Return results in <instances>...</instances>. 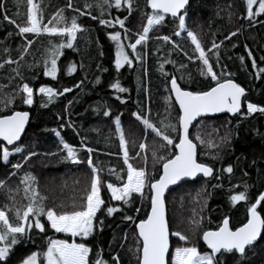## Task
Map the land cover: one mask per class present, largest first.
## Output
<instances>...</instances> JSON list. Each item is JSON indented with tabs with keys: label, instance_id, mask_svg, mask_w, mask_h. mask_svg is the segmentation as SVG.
<instances>
[{
	"label": "trees",
	"instance_id": "obj_1",
	"mask_svg": "<svg viewBox=\"0 0 264 264\" xmlns=\"http://www.w3.org/2000/svg\"><path fill=\"white\" fill-rule=\"evenodd\" d=\"M95 2L96 0H71L72 8H69V0H33L42 11L45 24L63 10L62 14L69 23L71 17L77 16V22L84 30L77 34L73 49L63 50V55L58 60L60 70L56 80L43 75L42 60L49 40L58 43L60 38L25 34L28 39H33L34 43L24 55V59L20 60V72L24 77L21 81L13 72L17 65L4 62L9 58L14 61L20 58L26 41L18 35L17 25L25 23L30 5L27 0H0V64L4 65L0 68V99L12 93L22 82H27L33 87L32 106L24 105L20 98H16L11 107L29 111V126L20 145L37 153L27 161L23 159L27 152L14 154L7 165L1 163L0 181H3L5 186L0 187V207L8 202L9 189L18 201L23 199L24 185L21 180L26 173L35 177V187L40 195L45 197L44 203L47 207L55 208L59 212L62 210L61 204L70 207L74 199L79 203L84 189L90 186L92 175L87 165L86 147L94 150L91 154L93 164L103 169L100 175L105 181V187L108 182L119 185L115 174L110 171L115 170V173L126 178L123 152L119 148V136L115 132L116 117L121 121L129 156L132 158L130 163L136 167H146L151 173L152 151L162 141L151 129L145 130L142 122L136 120L133 113L148 117L157 126L165 119H170L175 124L178 107L171 106L174 99L168 90L169 77L175 75L179 85L188 90H207L211 86L210 78L199 75L200 62L189 60V56L193 55L194 45L184 32L179 37L173 35L176 25L169 18H166V24L157 26L149 33L145 44L137 46L138 51L143 54V63L134 61L131 68L125 66L117 73L114 66L115 46L108 38V33L113 29L106 28L100 25L98 20L91 18L99 16L98 9L85 7L86 4L94 5ZM80 12L85 14L80 15ZM88 12H91V15H88ZM150 12L146 0H134L131 15H128L125 8L117 10L113 7L103 18L128 17L125 26L129 29L130 39L123 41L128 45L134 43L138 34L142 33V27L147 22L144 14ZM246 15L245 0H190L186 17L188 29L197 35L206 53L213 41L220 45L219 66H216L215 56L207 53L211 57L214 71L219 74L221 68H224L232 74L230 78L248 92L244 97L242 113L247 112L248 102L264 107V73L258 74L257 69L252 67V59H255L258 67H264V60L261 59L264 57V15L254 17L251 23L245 18ZM5 16L8 19H5ZM237 29L240 31L236 36L225 39ZM116 30L120 31L123 37L124 30L119 25ZM163 35L170 36L172 41L179 44L181 50H174L172 43L158 39ZM126 50L131 52L130 48ZM249 51L252 53L251 58L248 56ZM241 56L244 57L243 63ZM37 61H40L37 66L28 67ZM69 64L76 66V71L72 74L67 72ZM161 64L168 75L159 70ZM181 65L186 67L181 68ZM181 76L183 79H180ZM97 77L99 83L96 82ZM117 77L128 91L116 93L109 87ZM41 85L53 87L57 92H63L65 87L72 90L47 102L46 97L38 94ZM117 95L120 100L115 98ZM121 100L124 102L121 103ZM42 102H46V106H41ZM104 110H110L109 117L103 116ZM57 131L60 133L59 137L56 135ZM190 133L191 138L199 134L205 141L204 145H200L199 141L194 139L198 144V160L211 166L214 172L209 178L202 177L184 182L172 189L166 197L167 217L171 232L180 231L189 237L191 244H197L203 252L206 245L200 238L202 230L216 229L225 215L230 217L232 227L245 220L246 203L240 202L235 207L231 206L228 200L230 194L244 191V185L247 184L249 198L254 202L258 195L264 192V114L257 112L250 116L222 115L203 118ZM61 139L77 149V155L83 163L73 164L63 159L66 153L62 151ZM142 142L147 145L143 152L138 147ZM137 152H140L139 156L136 155ZM161 154L168 153L161 150ZM15 163H21L22 167L13 169L12 164ZM229 165L233 166L232 174L222 171ZM159 167L156 165V168ZM122 169L124 171H121ZM216 185L221 187H214ZM145 194L147 195V189ZM109 196L110 193L102 191V198L106 203L109 202ZM110 203L119 206L122 202ZM141 203L134 194L131 207L125 206L124 211L114 213L111 217L102 216L103 230H97L86 241L92 248L90 258L93 264L98 256L107 264H116L113 257H118L119 264H137L134 250L135 225L123 221L122 216H136L134 209ZM144 211L142 207L140 217L144 216ZM99 215L101 213H98ZM201 217V231H194L191 221L200 220ZM33 236L34 244L29 242L16 247L14 260H18L25 253L44 250L48 239L67 238L71 242L70 237L56 233L50 226L46 234L36 235L34 232ZM181 243L183 242L177 237H171L173 247ZM220 259L221 264H264V240L249 249L243 259H240L239 254H225Z\"/></svg>",
	"mask_w": 264,
	"mask_h": 264
},
{
	"label": "snow or ice",
	"instance_id": "obj_2",
	"mask_svg": "<svg viewBox=\"0 0 264 264\" xmlns=\"http://www.w3.org/2000/svg\"><path fill=\"white\" fill-rule=\"evenodd\" d=\"M134 0H96L95 4H86L85 7L91 9L95 7L99 11V16H92L93 20H98L100 25L113 29L108 33V38L114 43L115 55L114 66L117 73L122 68L128 66L131 68L134 61L143 63V54L138 51L137 46L143 45L149 39V33L157 26H162L171 19L176 25L173 35L181 36L186 33V37L194 45L192 49L193 55L189 56V60H198L200 67L199 75L210 78L211 86L207 90H186L178 83L175 75L169 77L170 93L174 94V100L171 106L176 109V123L173 124L170 119L161 120L159 126L153 123L148 117H144L139 113H133L136 120L141 121L145 130L151 129L161 143L153 149V171L148 172L146 167H136L130 163L127 141L121 126L119 117L115 118V132L119 136V148L123 152V164L126 165V178L115 170H110L115 174L116 183L108 182L105 187V181L100 173L103 169L93 164L92 148H87L88 153L87 165L91 170L90 186L84 189L83 195L79 199V203L73 200L70 207L60 205L61 211L55 208L47 207L44 203L45 197L41 196L36 185L35 177L26 173L21 184L23 187V199L18 201L9 189L7 199L8 202L0 207V264H93L90 253L92 248L88 246L86 241L92 237L97 230L102 231L104 227V217H111L114 213L124 211V207H131L134 194L142 203L135 207L136 216L123 215L122 220L131 222L135 225V256L137 264H221V259L225 254H239L240 259L246 256L249 249L254 248L262 240H264V192L252 202L248 195V185H244V191L236 194H230L228 200L233 207L240 202L246 203L245 220L238 226L232 227L228 215L222 218L215 230H202L201 239L206 245V249L201 252L197 244H191L189 237L180 231L170 232L168 220L166 218V206L164 194L171 185L188 178H195L197 174L202 173L204 177L213 175L214 169L197 159L198 144L204 145L205 141L197 134L194 138H190V127L198 117H204L208 114L227 112L231 114H240L242 116H250L253 113L264 114V107L254 103H247V112L241 113V98L245 97V89L238 83L234 82L231 73L221 68L219 74L214 71V65L210 62L211 57L207 53H212L216 59V66H219L218 50L220 45L213 41L211 47L207 49L202 46L197 35L188 29L186 17L188 14L189 0H146V5L151 9L150 13H145L146 25L142 27V33L138 34V38L134 43L125 45L124 40L130 39L128 36L129 29L125 26L124 19L115 17L114 19L103 18L105 13L113 7L117 10L125 8L128 15L133 11ZM30 5L27 12V19L23 25H17L18 35L24 37L26 43L19 60L7 59L4 63L16 64L13 69L16 77L23 81L24 77L20 72V60L24 59V55L28 53L29 48L34 43L33 39H28L25 34H32L35 37L47 35L48 37H59L60 42L55 43L49 40V46L44 50L42 60L43 75L51 77L52 80L57 79L58 60L63 55L64 49H73L74 42L77 40V34L84 29L77 22V16L71 17L70 23L63 16L61 10L56 17L44 23L43 13L33 0H27ZM246 3V19L251 23L254 17L264 15V0H245ZM255 6V7H254ZM68 7L72 8L71 0ZM79 11V9H76ZM80 12V15H84ZM91 15V12L87 13ZM5 19H8L5 16ZM55 21V23L53 22ZM15 23V21H9ZM119 25L124 30L122 37L121 32L116 30ZM240 29L231 32L225 39L236 36ZM165 43H172L174 50L180 51L179 44L172 41L168 35L158 37ZM130 48L131 52L126 49ZM247 48V45H245ZM7 51V49L5 50ZM187 55V53H185ZM198 54V55H196ZM103 55V52H101ZM249 58L252 53L248 52ZM264 60V57L261 58ZM243 63L244 57H240ZM171 63L172 61H168ZM40 61L29 64L32 68L37 66ZM4 65L0 64V68ZM185 68L186 65H181ZM252 67L257 69V73H264V67H258L255 59H252ZM162 74L164 72L163 64L159 69ZM76 71L74 64L67 67L68 74ZM107 71V69H104ZM183 79V76L180 77ZM189 79H191L189 75ZM96 82L99 83V77ZM2 87V86H0ZM79 87V85H76ZM109 87L116 93H124L128 91L124 88L117 77ZM72 89L65 87L63 92H57L53 87L41 85L38 88V94L47 98V102H51L56 96L70 92ZM16 98H20L22 103L32 106L34 103V89L27 82H22L7 96L0 99V162L7 165L10 157L14 154H23V159L27 161L32 156L37 155L35 151H30L27 147L21 146L17 142L21 140L22 134L25 132L26 125L29 123V111H18L11 107ZM120 100V96L115 97ZM171 99V97H169ZM124 101L121 100V103ZM41 106H46V102H42ZM103 116L109 117L110 110H104ZM71 126V125H69ZM55 131V130H54ZM172 133H175L173 136ZM59 137L60 133L57 131ZM62 151L66 153L64 160L73 164L83 163L77 155V149L70 144L60 140ZM134 143V142H133ZM8 146H12L11 149ZM211 146V145H210ZM139 149L143 152L147 145L139 144ZM161 150L167 152V155L161 154ZM57 153H52L56 155ZM137 156L140 152H137ZM145 161L147 157L144 158ZM159 165V168H156ZM21 163L12 164L13 169H20ZM121 171H124L123 169ZM223 172L232 174L233 166L229 165L222 169ZM247 175V173H245ZM219 179V177H216ZM4 182L0 181V187H4ZM214 187H221L216 185ZM239 187V186H233ZM147 189V195L145 194ZM19 191V189H17ZM102 191L110 193L109 202L106 203L102 198ZM122 202L119 206H114L110 202ZM144 208V216L140 217L141 208ZM98 213L101 215L98 216ZM193 219L191 221L194 231H201V220ZM48 226L56 233H63L69 239H48L46 248L41 251H31L14 260L16 247L26 243H35L33 233L36 235L46 234ZM170 237H177L181 244L172 246ZM77 238L79 242H77ZM127 239V234H125ZM132 251L133 249H129ZM116 264H119L118 257H113ZM95 264H107L98 256Z\"/></svg>",
	"mask_w": 264,
	"mask_h": 264
},
{
	"label": "water",
	"instance_id": "obj_3",
	"mask_svg": "<svg viewBox=\"0 0 264 264\" xmlns=\"http://www.w3.org/2000/svg\"><path fill=\"white\" fill-rule=\"evenodd\" d=\"M190 1V0H189ZM234 82H236L235 80H234ZM237 83V82H236ZM186 90H188V89H186ZM247 91L245 90V96L247 95ZM172 96H173V99H174V94H172ZM241 101H242V105H241V113L243 112V101H244V97H242L241 98ZM177 107H178V105H177ZM18 111H28V110H18ZM222 115H230L231 117H237V116H239L240 114H231V113H227V112H222V113H214V114H208V115H206V116H204V117H198L197 118V121H194L193 122V125H196L197 123H198V121L199 120H201V119H203V118H214V117H219V116H222ZM29 122H30V119H29ZM28 126H29V123L26 125V129H25V132L22 134V137H21V140L19 141V142H17L18 144H21V142L23 141V138H24V136H25V134H26V131H27V128H28ZM193 127H190V131H191V129H192ZM191 138V137H190ZM4 142L3 141H0V144H3ZM10 149H11V147L12 146H8ZM197 159H198V147H197ZM199 161V160H198ZM1 163L2 162H0V165H1ZM214 172V171H213ZM202 177H204L203 176V174L202 173H200V174H197V176L195 177V178H188V179H185L184 181H181V182H178V184H176V185H171V186H169V188L165 191V194H164V199H165V206H166V218H167V220H168V217H167V204H166V197H167V195L169 194V192L172 190V189H174L175 187H177L178 185H180L181 183H184V182H188V181H195V180H197V179H199V178H202ZM211 177V176H210ZM204 178H209V177H204ZM230 218V217H229ZM230 221H231V219H230ZM169 224V223H168ZM169 230H170V227H169ZM209 230H215V229H209ZM171 232V231H170ZM170 244H171V237H170Z\"/></svg>",
	"mask_w": 264,
	"mask_h": 264
},
{
	"label": "rangeland",
	"instance_id": "obj_4",
	"mask_svg": "<svg viewBox=\"0 0 264 264\" xmlns=\"http://www.w3.org/2000/svg\"><path fill=\"white\" fill-rule=\"evenodd\" d=\"M63 234V233H62ZM77 239H80V238H77Z\"/></svg>",
	"mask_w": 264,
	"mask_h": 264
},
{
	"label": "bare ground",
	"instance_id": "obj_5",
	"mask_svg": "<svg viewBox=\"0 0 264 264\" xmlns=\"http://www.w3.org/2000/svg\"><path fill=\"white\" fill-rule=\"evenodd\" d=\"M24 139V138H23Z\"/></svg>",
	"mask_w": 264,
	"mask_h": 264
}]
</instances>
